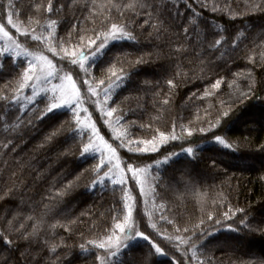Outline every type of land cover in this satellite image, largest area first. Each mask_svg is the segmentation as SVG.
I'll return each instance as SVG.
<instances>
[{
	"label": "trees",
	"instance_id": "16d2710c",
	"mask_svg": "<svg viewBox=\"0 0 264 264\" xmlns=\"http://www.w3.org/2000/svg\"><path fill=\"white\" fill-rule=\"evenodd\" d=\"M10 13L60 52L95 48L113 24L135 37L109 40L83 73L108 89L120 136L99 130L125 171L131 163L147 173L151 196L144 204L132 179L110 180L100 157L83 152L89 133L73 108L48 113L47 93L22 100L30 87L17 73L28 60L0 44V234L30 240L0 241V264H264V233L255 230L264 220V92L232 103L264 80V0H0V19ZM218 118L237 150L213 140ZM162 132L177 139L161 141ZM129 199L136 231L166 255L149 254L142 237L109 247Z\"/></svg>",
	"mask_w": 264,
	"mask_h": 264
},
{
	"label": "rangeland",
	"instance_id": "374dc122",
	"mask_svg": "<svg viewBox=\"0 0 264 264\" xmlns=\"http://www.w3.org/2000/svg\"><path fill=\"white\" fill-rule=\"evenodd\" d=\"M0 24H3L5 26V31H8L9 33V36L6 37L0 32V44L4 47L7 53L26 58L28 61L33 60L34 56L43 55L52 61V64L54 65L53 71L63 69L61 72L62 75L66 74L72 76V82L75 83L77 92L76 95L72 97L73 103L71 108H73L79 116L80 127L89 133V142H91L92 147H90L88 151L95 153L100 157L101 164L108 170L107 174L109 175L110 180L126 182L128 178L132 179L139 190L144 204H147V201L151 196V186L147 179V173L139 170L136 171L135 174L133 172L128 174V172L124 170L125 168L120 161L117 151L110 142L104 139V136L99 130L100 124L104 128L106 127L105 129H107V132H109V134L111 133V136L115 140H118L120 136L118 127L112 123V118L108 115V112H110L107 107V98L109 95L108 89L95 87L84 77L83 72L86 70V65L92 56L90 55L89 59L83 62V67L78 64L69 65L67 59L61 60V57L64 55L63 52H60L55 47H50L49 45H40L37 40L33 38L34 35H30L28 31L20 28L15 22V26L9 24L7 17L0 19ZM117 31L120 32L121 29L117 27ZM109 40H111V38H109ZM17 45H19V47H17ZM73 50L77 53L84 51L81 48L70 49L69 51ZM36 63L43 64L44 62L36 61ZM69 68L75 69V71L79 73L78 78L80 80L74 78V74L68 70ZM29 82L32 86L29 88L30 94L28 96H22L24 102L31 99L34 100V98L40 97V95L45 93L50 95L52 102L53 93L51 89L53 85H58L60 83L57 80H53L47 84H44L42 80ZM64 85L66 88L71 87L67 79L64 80ZM33 87L35 88L36 94H33ZM77 97L79 99L78 104L76 103ZM61 108L69 107L65 105ZM108 146H111V148L115 150V156H112L108 151ZM131 197L134 196L132 195ZM131 199H129L128 212L131 210L132 213L133 203ZM126 221L127 222L123 224L126 231L120 232L118 229L117 233L111 237V240H108L109 247L116 249L129 240L141 238L135 235V232L138 231H136L132 215L131 218H127ZM133 229H135V231H132ZM129 232H131V235L128 234Z\"/></svg>",
	"mask_w": 264,
	"mask_h": 264
},
{
	"label": "snow or ice",
	"instance_id": "6c2138e0",
	"mask_svg": "<svg viewBox=\"0 0 264 264\" xmlns=\"http://www.w3.org/2000/svg\"><path fill=\"white\" fill-rule=\"evenodd\" d=\"M52 5L51 3H49L48 5V11H52ZM12 13L9 14L8 17V23L12 24L13 26H15L12 18ZM53 23H55V21H53ZM126 27V25H125ZM0 32L3 33L4 36H9L8 31H5V26L3 24H0ZM185 32H187V29H185ZM109 38H111L112 41H118L121 39H135V37H126L124 32L121 30L120 32L117 31V25L113 24L112 25V29L110 32H108L106 35L103 36V38H100L99 36L96 37V39H99L100 42L99 44L95 47V48H89V51H80L79 53H77L76 51H69L67 47H61V51L63 52V56L61 57V60L67 59L68 64L69 65H80L81 67H83V62L85 60L89 59V56H96L97 54H99L108 44ZM36 39H41V38H36ZM83 37H81V41H83ZM96 39H92L89 38L88 43L89 45L91 44H95L96 43ZM63 44H67L68 41H64L62 42ZM217 44L220 43L219 40L216 41ZM17 47H19V45H17ZM51 50V49H50ZM55 54V53H54ZM18 55V54H17ZM10 62L11 61V57H9ZM36 61H43V64H38L36 63ZM139 62H143V60L141 59ZM21 68V72L17 73L18 78H22L21 79V84L20 87L21 88H26V87H31L32 85L29 84V81H41L44 84L50 83L53 80H57L60 83L58 85H53L51 91L53 93L52 96V102L47 106L46 111L48 113H54L53 110L54 109H59L65 105H67L69 108L72 107V97L74 95H76V85L75 83L72 82V76L71 75H62L61 72L63 71V69L61 70H57V71H53L54 65L52 64V61L47 59V57L41 55V56H34L33 60H29L27 62V66L25 67L23 64L20 65ZM70 72H75V69L69 68L68 69ZM77 76H79V73H75ZM85 75H87V73H85ZM67 79L69 84L71 85L70 88H66L64 85V80ZM118 79H120L118 77ZM169 84H172V81L169 80L168 81ZM219 81L216 82V84H214V87H219ZM264 92V80H261L259 83V86L257 87V85L255 84V82L253 83H249L247 88L243 91L240 92V94L232 101L233 104H238V103H242L244 100H248L252 97H259L260 93ZM33 94L35 93V88L33 87ZM76 103H79V99L77 97ZM223 103V101H222ZM75 119H76V124H80V120L79 117L73 113ZM108 115L111 116L112 112H108ZM229 113L227 111H224L221 113V117L224 116H228ZM254 123V121H253ZM212 127H220V132H216L213 131L212 132V138L213 140L216 142V144H218L219 146H222V148L224 149H229V150H237L239 148V143L236 142L234 145V142L229 140L226 136H223L221 133L223 132V128L221 126V120L218 118L216 125H213ZM199 132L204 133L206 130L204 128H199L198 129ZM55 135V133H53V136ZM188 137L193 136V131L190 129L188 130L187 133ZM171 138L172 140L177 139V137L175 135H173L172 133H169L168 136L165 135V133H160V139L161 141H164L167 138ZM52 137H49V139H51ZM181 139H183V137H181ZM194 141H189V143H192ZM92 147L91 142H89V144H86L83 148V152L87 153L89 148ZM155 147V144H153V148ZM261 150H264V145H261ZM182 151L185 152L189 157L194 155V150L192 147H184L183 145L181 146ZM108 151L111 153L112 156H115V150L113 148H111V146H108ZM140 151H147L146 148L140 149ZM166 159H168L166 157ZM127 171L129 172H133L135 174L136 171L140 170V165L139 164H131V163H127L125 165ZM122 182V181H121ZM95 185H93L94 187ZM0 198H3V193L2 190H0ZM131 210H129L128 212V218H131ZM209 219H211V217H209ZM127 221H125L126 223ZM241 222L243 223V219L241 220ZM117 228L119 229L120 232H125L126 229L124 228L123 225H117ZM256 231H260L262 233H264V220H261L259 222H256V227H255ZM132 231H135V229H133ZM185 232H189L190 230L185 228L184 229ZM129 235H131V232L128 233ZM135 235L137 237H142V239L144 241H147V243L150 245V249H149V254L151 255H155V254H160V255H166L167 252L165 250L164 245L161 243L156 242L155 240H153V238L151 237L150 234H146L143 232H135ZM196 240L199 239V237H195ZM18 240H27L30 243V240L28 238V236L25 233H19L18 235H12L9 234L7 232L0 234V241H3L9 245L12 246H16L17 248L19 247V245L16 244V241ZM111 240V237H109V241ZM189 240H192V237L190 235ZM193 247H195V242L192 241ZM98 248L104 249L106 247L105 243H100L97 245ZM154 250V252H153ZM108 251H111V248H108ZM23 255V253H22ZM97 260L100 259L99 256L96 257ZM5 264H7V262H5ZM189 264H192V261L189 260Z\"/></svg>",
	"mask_w": 264,
	"mask_h": 264
}]
</instances>
